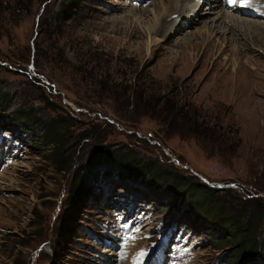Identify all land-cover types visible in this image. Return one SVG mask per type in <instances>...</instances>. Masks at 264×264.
Instances as JSON below:
<instances>
[{
  "label": "rangeland",
  "instance_id": "obj_1",
  "mask_svg": "<svg viewBox=\"0 0 264 264\" xmlns=\"http://www.w3.org/2000/svg\"><path fill=\"white\" fill-rule=\"evenodd\" d=\"M183 2L0 0V264H264L141 173L75 194L93 152L120 150L264 208V0L235 42L224 0Z\"/></svg>",
  "mask_w": 264,
  "mask_h": 264
},
{
  "label": "trees",
  "instance_id": "obj_2",
  "mask_svg": "<svg viewBox=\"0 0 264 264\" xmlns=\"http://www.w3.org/2000/svg\"><path fill=\"white\" fill-rule=\"evenodd\" d=\"M69 4L70 0H65V8ZM63 11L61 10V12ZM55 16L58 19L61 18L59 13ZM0 99L5 101L3 94L0 95ZM13 113L11 117L12 122H15L16 119H21L24 122L29 121L38 124L37 128L41 131V135L47 132L44 135L45 139L48 138V140L57 142V144L60 143L61 135L58 132V127L62 126V124L57 123L55 120L41 123V119L31 109H21ZM12 132H15V130ZM196 132L198 131H195V134H197ZM101 153H104V156L109 158L110 162L97 160L98 154L93 152L90 163L81 171V174H86L87 179L83 181L85 186L84 188L77 187L76 195H81L86 189H91L96 182H100L103 176L105 178L111 176H117L118 178L127 176L138 177V174L141 173L143 176L145 175L149 182L154 184L161 182L173 188L178 195L184 196L196 215L210 221L209 226L214 224L220 225L223 229L226 227V233L220 237L219 242L221 244L226 242L230 243L229 245L235 246L239 254L237 258L246 261L252 255H264V233H261V228L264 225V208L256 209L252 215H249L246 205H242L240 209L225 208L219 201L216 189L202 183H194L191 177L188 178L177 172H168L163 170L160 165L152 162L136 161L137 159L128 152L116 150ZM94 154L97 156L93 157ZM59 156L60 153L57 154V159ZM57 162L61 163V161ZM66 165V163L60 164L63 169L66 168ZM80 177L82 176L80 175ZM89 180L90 183L88 182ZM220 222L221 224H219Z\"/></svg>",
  "mask_w": 264,
  "mask_h": 264
},
{
  "label": "bare ground",
  "instance_id": "obj_3",
  "mask_svg": "<svg viewBox=\"0 0 264 264\" xmlns=\"http://www.w3.org/2000/svg\"><path fill=\"white\" fill-rule=\"evenodd\" d=\"M193 1H195V0H184V2L181 4V9H185L191 2H193ZM203 1V0H202ZM198 2H200V0H197V4H198ZM209 2V1H208ZM261 2V1H260ZM263 2V1H262ZM261 2V3H262ZM225 3H226V5L225 6H231L229 3H228V0H226L225 1ZM250 3H252V0H250ZM169 4V3H168ZM237 5L238 6H240V3H239V0H238V2H237ZM175 9V8H174ZM213 9H215V8H210L209 9V11H212ZM216 10V9H215ZM257 10V9H256ZM259 10V9H258ZM260 10H261V13H262V15H264V5H262L261 6V8H260ZM238 11L239 12H241V13H238V12H233V11H230V10H227L225 7H224V9L223 10H221L220 12H218V16H220L221 15V20L223 21V23H219L218 25H226L225 27L227 28V30H228V34H229V37H230V39L231 40H233L234 42H235V36L234 35H236L235 34V32L236 31H240V32H242V31H244V30H246V28H249V31H250V28H252V27H250V26H248V25H254V24H252V22L254 23L255 21H249V20H247V18H246V16H245V14H246V9H244V7H241L240 6V9H238ZM176 13V12H175ZM232 13H238L240 16H236V15H234V14H232ZM257 13V12H256ZM174 15V14H173ZM172 15V16H173ZM217 16V15H216ZM244 16V17H243ZM256 23V22H255ZM245 24H247L246 26H245ZM244 26L245 27V29H243V27L242 26ZM242 27V28H241ZM255 32V31H254ZM237 33V32H236ZM242 33H244V32H242ZM261 33V32H260ZM239 34H241V33H239ZM238 34V35H239ZM251 34V33H250ZM253 34V33H252ZM256 34V33H255ZM254 35V34H253ZM237 36V35H236ZM244 36H246V35H244ZM254 37V36H253ZM260 38V37H259ZM239 39V38H238ZM245 42V41H244ZM246 43V42H245ZM243 45V44H242ZM249 45V44H248ZM249 48V47H248Z\"/></svg>",
  "mask_w": 264,
  "mask_h": 264
},
{
  "label": "snow or ice",
  "instance_id": "obj_4",
  "mask_svg": "<svg viewBox=\"0 0 264 264\" xmlns=\"http://www.w3.org/2000/svg\"><path fill=\"white\" fill-rule=\"evenodd\" d=\"M237 2L238 0H228V3L233 6H235ZM239 3L241 7H247L250 5V0H239ZM141 255H143V253H141Z\"/></svg>",
  "mask_w": 264,
  "mask_h": 264
}]
</instances>
